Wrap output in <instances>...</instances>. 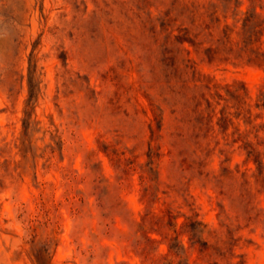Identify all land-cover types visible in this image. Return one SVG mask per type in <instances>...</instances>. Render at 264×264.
<instances>
[{"label": "rangeland", "instance_id": "obj_1", "mask_svg": "<svg viewBox=\"0 0 264 264\" xmlns=\"http://www.w3.org/2000/svg\"><path fill=\"white\" fill-rule=\"evenodd\" d=\"M263 102L264 0H0V264H264Z\"/></svg>", "mask_w": 264, "mask_h": 264}, {"label": "trees", "instance_id": "obj_2", "mask_svg": "<svg viewBox=\"0 0 264 264\" xmlns=\"http://www.w3.org/2000/svg\"><path fill=\"white\" fill-rule=\"evenodd\" d=\"M35 67L36 65L32 63H30V68H29V79H28V83H29V91H30V97H29V102L28 104L31 103L32 99L35 97L36 94V86L37 84L35 83V79H34V71H35ZM264 106V102L262 104ZM254 155V149L249 150V156Z\"/></svg>", "mask_w": 264, "mask_h": 264}]
</instances>
